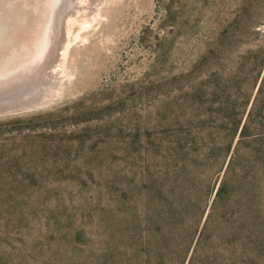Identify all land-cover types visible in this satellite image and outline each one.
<instances>
[{"label": "rangeland", "instance_id": "obj_1", "mask_svg": "<svg viewBox=\"0 0 264 264\" xmlns=\"http://www.w3.org/2000/svg\"><path fill=\"white\" fill-rule=\"evenodd\" d=\"M53 8L51 43L19 88L38 102L0 112V264H177L173 209L187 207L185 223L216 185L228 115L264 71V0Z\"/></svg>", "mask_w": 264, "mask_h": 264}, {"label": "trees", "instance_id": "obj_2", "mask_svg": "<svg viewBox=\"0 0 264 264\" xmlns=\"http://www.w3.org/2000/svg\"><path fill=\"white\" fill-rule=\"evenodd\" d=\"M258 77L238 110L228 115L227 138L218 147L219 170H225L216 185L189 201L192 213L185 223L187 207L173 209L170 227L179 231L177 264H254L264 250L263 68ZM245 148L254 167L250 191L245 190L247 177L241 176L249 168L243 163Z\"/></svg>", "mask_w": 264, "mask_h": 264}, {"label": "bare ground", "instance_id": "obj_3", "mask_svg": "<svg viewBox=\"0 0 264 264\" xmlns=\"http://www.w3.org/2000/svg\"><path fill=\"white\" fill-rule=\"evenodd\" d=\"M56 1L0 0V112L27 105L31 106L38 102V97L25 99L19 88L27 79L33 77L35 74L33 72L40 67L38 63L41 61L45 49L49 42L51 43L50 40L54 33L52 11H54L53 5ZM74 21V19H70L66 22L65 33L67 31L69 33ZM65 37V42L62 43L60 49L61 61L67 56L70 48L69 39L67 36ZM54 50L56 49L54 48ZM52 61L51 63H53ZM55 64L53 65L55 66ZM54 68L55 72L56 67Z\"/></svg>", "mask_w": 264, "mask_h": 264}]
</instances>
